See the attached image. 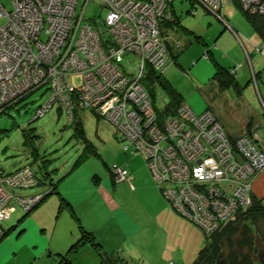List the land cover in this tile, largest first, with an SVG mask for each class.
Segmentation results:
<instances>
[{
  "label": "built area",
  "instance_id": "1",
  "mask_svg": "<svg viewBox=\"0 0 264 264\" xmlns=\"http://www.w3.org/2000/svg\"><path fill=\"white\" fill-rule=\"evenodd\" d=\"M88 1L11 0L10 9L0 1V113L12 97L42 88L47 97L34 117L57 102L68 119L76 108L104 117L116 126L125 150L143 154L178 213L205 233L235 219L251 205L252 179L264 169L255 136L232 138L212 111L197 114L184 101L161 115L144 83L151 69L162 73L173 62L161 29L162 22L177 27L172 0H98L103 13L87 18ZM195 1L232 30L221 15L222 0ZM232 1L249 14H264V0ZM129 54L136 71L126 74L121 61ZM74 74L81 76L78 85L70 80ZM110 172L116 181L129 178L127 168L116 163ZM37 183L30 165L0 168V238L16 204L29 210L43 198L45 192H19Z\"/></svg>",
  "mask_w": 264,
  "mask_h": 264
},
{
  "label": "rangeland",
  "instance_id": "2",
  "mask_svg": "<svg viewBox=\"0 0 264 264\" xmlns=\"http://www.w3.org/2000/svg\"><path fill=\"white\" fill-rule=\"evenodd\" d=\"M0 1L11 8V0ZM170 8L178 18L174 15L178 20L177 29H167L168 43L173 53L176 52V59L163 70L162 78L173 85L193 112L212 111L227 133L230 129L244 127L254 110L263 116V65L261 76L257 78L253 77L255 73H251L248 63L246 69L243 66L236 71L240 63H235L233 43L234 40L238 42L237 37L197 1L172 0ZM192 9L196 12L192 13ZM220 12L238 33L246 36L240 26L252 32V25L234 1L222 0ZM99 13L103 11L98 0H89L85 17H95ZM161 29H166L165 22L161 23ZM176 40L181 44L175 46ZM208 48L213 50L211 58L203 56ZM218 49L223 58L228 57L226 65L224 61L221 63ZM130 57L129 54L121 61L126 74L136 71L135 61ZM263 57H255L254 63L261 66ZM218 66L228 70L236 66L239 86L220 89L213 78ZM70 80L78 85L81 76L74 74ZM154 90L151 98L156 110L175 112L173 101L164 88L156 82ZM46 97L47 92L42 88L33 92L25 90L12 97L13 104L0 113V168L13 171L25 165L32 167L38 183L19 190L21 194L47 192L50 186H55L36 207L26 212L17 205L3 220L5 233L0 239V264H57L68 250L72 264H172L169 261L174 258H167L166 252H162L164 232L172 233V230H162L151 220L156 206L151 189L145 185L140 190L130 191L122 180L111 182L108 174V168L114 163L124 164L134 156L144 160L142 155L124 151V141L117 139L116 126L89 110L75 109L73 118L76 119L69 120L67 111L57 102L34 117ZM76 120L80 121L83 134L75 130ZM97 177L98 180L108 178L113 195L102 194L103 189L97 190ZM85 218L92 223L95 219L103 221V228H96L95 232L85 228ZM166 223L169 225V221ZM79 225L100 243L101 253L89 242L73 245L81 236ZM191 225L199 235L191 233L192 239L188 243L184 239L185 244L181 237L175 239L181 247L177 249L180 254L175 257L177 261L181 258L180 264H191L206 239L201 228L192 221ZM104 226L112 229L110 232L107 228L111 234L104 233ZM121 228L130 236L121 233Z\"/></svg>",
  "mask_w": 264,
  "mask_h": 264
},
{
  "label": "trees",
  "instance_id": "3",
  "mask_svg": "<svg viewBox=\"0 0 264 264\" xmlns=\"http://www.w3.org/2000/svg\"><path fill=\"white\" fill-rule=\"evenodd\" d=\"M234 3L237 6H239L236 1H234ZM239 8L241 7L239 6ZM243 13L245 17L247 18V20L249 21V23L252 25V29H254V31H256L262 38H264V14H249L245 11H243ZM232 30L236 32L239 40H241L243 45H245V42L248 40L251 43V45H253L254 50H256V47H258L259 51L257 52L264 54V49H263L262 44L260 45V44L252 43L243 33H238L233 26H232ZM175 54L176 52L173 53V58H176ZM207 58H211V56L208 54ZM174 62H175V59H174ZM254 75H255V78L259 76L257 72H255ZM213 78L218 83V87L220 89H225L231 85L235 87L239 86L233 73H231V70H228V68L226 69L224 66H218L216 68V71L213 74ZM145 80H146L145 83L149 87L150 94L152 96L154 95V91H155L154 88H155L156 82L164 88V90L169 94L170 99L173 101L174 110L179 105V103L183 101L178 91L173 87V85L167 79L162 78L161 73H157L151 69L149 73L147 74V76H145L144 81ZM77 109L78 108H76V110ZM158 112H160L161 115H165V116L168 113L167 111H158ZM74 114H76L75 111L73 115ZM168 114H171V113H168ZM73 115L69 120L76 119V117L73 118ZM74 127H75V130L79 132L80 134L84 133V130H83L82 125L80 124V121L76 120L74 123ZM124 151H129V150L124 149ZM133 154H141L143 157V154L140 152H134ZM148 170L151 173L149 167H148ZM108 171L111 176V182H114L115 179L110 172V167L108 168ZM151 177H152V174H151ZM54 188L55 186H50L49 190L45 192L40 202L49 193H51L54 190ZM39 192H42V191H39ZM162 196L164 197L163 193H162ZM38 204H36L34 207H36ZM17 205L18 204H16V206ZM29 210H25V211L28 212ZM246 219H248L249 221H244ZM79 228L81 231V236H79V238L76 240V242L73 245L89 242L93 246H95L98 249V251L101 253V245L99 242L94 241L92 233L90 231L82 229L80 225H79ZM201 230L203 229L201 228ZM4 233H5V229L3 227L2 236L4 235ZM205 235H206V239L204 241V244L197 251V254L191 264H264V203H262V199L253 196L252 203L245 212H240L235 219L226 221V223L221 224V226L218 229L212 231L211 233H205ZM57 264H72L69 258V250L66 251V254H62V259H60V261Z\"/></svg>",
  "mask_w": 264,
  "mask_h": 264
},
{
  "label": "crops",
  "instance_id": "4",
  "mask_svg": "<svg viewBox=\"0 0 264 264\" xmlns=\"http://www.w3.org/2000/svg\"><path fill=\"white\" fill-rule=\"evenodd\" d=\"M225 27H227V26H225ZM167 29L175 30V29H177V27L173 28L172 23H169V22L166 23V29H164V31H162V33L164 36L167 37V40H168ZM240 29L246 34L247 38L252 43L260 44V45L262 44L263 49H264V38H262L256 31H254V29H252V32L246 30V28L241 27V26H240ZM234 36H236V35H234ZM236 39L238 40V42L236 43V41L234 40V43H233V47L235 48L236 51H233V52L235 53V63L236 64L240 63L239 67H237L236 71L238 70V68L243 67V66L246 69V63H248L251 73L257 72L259 74V76H261V72L263 71L262 69L264 68V62L260 66L256 63H254L255 62L254 58L255 57L261 58V55L264 56V54L254 50L253 45H251V43L248 40L245 42V45H243V43L241 42V40H239L238 37ZM219 41L220 40L218 39V43H219ZM225 48L227 51V47H225ZM229 49L231 50L230 47H229ZM207 50L211 56L213 50H211L210 48H208ZM249 50H251L252 52H249ZM223 51H225V50L223 49ZM171 52L173 54V50ZM216 52L219 53V56L222 59L221 63H223V61H224L223 64L226 65V60L228 59V57L225 55V57L223 58L222 54H220V52H219V49L216 50ZM254 52H255V54H254ZM244 57H245V59H244ZM174 59H176V58H173V62H174ZM263 61H264V59H263ZM262 65H263V67H262ZM261 67H262V69H261ZM236 71H234L233 75H234L236 81L238 82L240 77H237ZM259 76H257V77H259ZM238 84H239V82H238ZM263 102H264V100H263ZM244 133H250V134L254 135L257 144L264 150V113L262 116V113L254 110L253 115L250 117L249 121L245 124L244 127H242L239 130L238 129H230V133H228V134L232 138H236L237 136L244 134ZM122 166H126L128 169L129 179L122 180L125 182L127 187L129 186L128 190L137 191V189L140 190L145 185H147L151 189L152 195H153L155 203H156V206L154 208V212H153V214H151V217H150L151 220L154 222H157V225L162 230H167V228H170L172 230V233L164 232V238L165 239L163 241V247L164 248L162 249V252H166L164 255H167L166 256L167 258L168 257L174 258V260L169 261L170 263L180 264L182 262L180 260L181 258H179V260L177 261L175 259V257H178L177 255L180 254V251H177V249H181V247L176 244L178 240H175V239L178 237H181V241L183 243H184V239H186V241L188 243L192 239V238H190V236L192 235L191 233L194 232L197 235H199V233L197 232V230H195V227L193 225H191L190 219H188L187 217H185L183 215H180L170 204L169 205L167 204V202L165 201V199L162 196V193L160 191V187L154 182V179H152L145 160L138 159L136 156H134V157L130 158L129 160H127L124 164H122ZM108 174H109V172H108ZM108 174H107V177H108ZM109 176H110V174H109ZM107 177L104 178L103 180H101V179L98 180V177L95 178V180L97 181L95 183V187L97 188V190L103 189L102 194H103V192H106L109 195H113ZM118 182H120V181H118ZM252 194H253V196L261 198L264 201V170H262L261 172L256 174V176L253 180V183H252ZM123 204H124V202H123ZM94 221L95 222L92 223L87 218H85L83 221L84 227L91 230V231H94V232H95L96 228L100 229L103 221H99V220L97 221V219H95ZM166 221H169V225H167ZM101 228H103V227H101ZM107 228L110 229V232H112V229L108 226L105 227L104 233L109 235L111 233L109 232V230ZM120 231L124 235L126 234V235L130 236V234L124 228H121Z\"/></svg>",
  "mask_w": 264,
  "mask_h": 264
}]
</instances>
